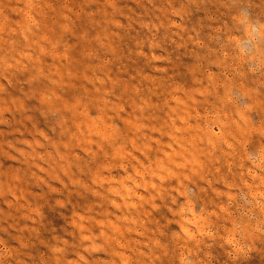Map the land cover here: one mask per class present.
<instances>
[{
    "label": "rangeland",
    "instance_id": "1",
    "mask_svg": "<svg viewBox=\"0 0 264 264\" xmlns=\"http://www.w3.org/2000/svg\"><path fill=\"white\" fill-rule=\"evenodd\" d=\"M0 264H264V0H0Z\"/></svg>",
    "mask_w": 264,
    "mask_h": 264
}]
</instances>
